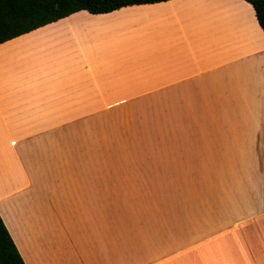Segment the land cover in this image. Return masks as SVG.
Returning <instances> with one entry per match:
<instances>
[{
    "label": "crops",
    "instance_id": "crops-1",
    "mask_svg": "<svg viewBox=\"0 0 264 264\" xmlns=\"http://www.w3.org/2000/svg\"><path fill=\"white\" fill-rule=\"evenodd\" d=\"M0 216L25 264H264L252 5L83 11L1 44Z\"/></svg>",
    "mask_w": 264,
    "mask_h": 264
},
{
    "label": "trees",
    "instance_id": "trees-1",
    "mask_svg": "<svg viewBox=\"0 0 264 264\" xmlns=\"http://www.w3.org/2000/svg\"><path fill=\"white\" fill-rule=\"evenodd\" d=\"M171 0H0V45L78 12L103 15L132 6L155 5ZM252 5L264 31V0ZM0 264H25L0 216Z\"/></svg>",
    "mask_w": 264,
    "mask_h": 264
},
{
    "label": "rangeland",
    "instance_id": "rangeland-1",
    "mask_svg": "<svg viewBox=\"0 0 264 264\" xmlns=\"http://www.w3.org/2000/svg\"><path fill=\"white\" fill-rule=\"evenodd\" d=\"M222 4H223V2H222ZM223 5H225V6H221V7H223V13H225L226 15L228 14L227 12H228V10H229V8H233V9H236L237 11H238V16L239 17H243V13L237 8V7H235L236 5H228V4H223Z\"/></svg>",
    "mask_w": 264,
    "mask_h": 264
}]
</instances>
